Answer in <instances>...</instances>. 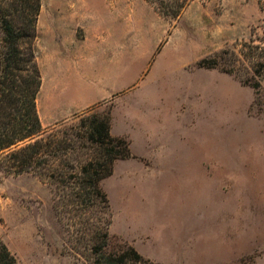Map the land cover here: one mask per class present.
I'll return each instance as SVG.
<instances>
[{"label":"rangeland","instance_id":"rangeland-1","mask_svg":"<svg viewBox=\"0 0 264 264\" xmlns=\"http://www.w3.org/2000/svg\"><path fill=\"white\" fill-rule=\"evenodd\" d=\"M40 2L38 113L41 136L58 149L35 172L0 171V241L18 264H100V253H118L123 243L142 257L124 264H264V64L257 63L264 61V0H190L168 22L144 0ZM176 25L179 34L160 53L168 37L162 31ZM84 28L91 40L107 29L117 44L94 41L85 58L69 56ZM115 53L121 60L112 71ZM202 58L218 66H198ZM83 60L92 74L80 70ZM234 64L238 74L227 70ZM66 75L86 87L113 81L119 92L59 120L63 100L50 96ZM148 82L163 89L168 137L182 143L181 154L116 159L99 182L107 208L78 176V163L98 155L85 129L92 116L109 115L120 91L134 94ZM86 102L76 95L69 103Z\"/></svg>","mask_w":264,"mask_h":264},{"label":"trees","instance_id":"trees-1","mask_svg":"<svg viewBox=\"0 0 264 264\" xmlns=\"http://www.w3.org/2000/svg\"><path fill=\"white\" fill-rule=\"evenodd\" d=\"M144 1L168 21L177 20L190 2ZM40 7V0H0V171L4 174L35 172L41 164H49L57 156L52 153V150L58 149L55 141H47L41 136L46 130L36 106L42 82L34 50ZM245 45L240 49L242 55H245ZM257 63L261 65L264 61L257 60ZM197 65L216 67L218 61L202 58ZM227 70L238 74L235 64ZM259 86V82L252 84L256 89ZM84 139L95 146L98 155L78 163V176L90 188L91 194L103 201L108 208L107 196L101 190L99 182L112 173L116 159L132 156L129 141L110 133L109 115L103 118L92 116L86 126ZM47 176L57 178L54 172ZM59 176L73 178L75 175ZM103 236L106 238L108 234L104 232ZM98 246L94 249L96 253ZM121 249L118 253L99 252L101 257L96 262L124 264L142 260L141 255L130 244L123 243ZM0 264H18L17 257L3 241H0Z\"/></svg>","mask_w":264,"mask_h":264},{"label":"crops","instance_id":"crops-1","mask_svg":"<svg viewBox=\"0 0 264 264\" xmlns=\"http://www.w3.org/2000/svg\"><path fill=\"white\" fill-rule=\"evenodd\" d=\"M158 16L161 17L159 14ZM164 20L168 22V20ZM106 31L107 29L104 32H100L98 37L91 40L89 39L88 32L84 28L82 35L80 37H76L75 45L72 47H70V45L67 46L68 55L78 58H85L87 53L91 52L94 41L99 42L101 46L111 45L113 41L115 44H117L112 32ZM164 31L167 32L168 37L162 44L161 48H159L160 53H163L166 47L172 44L173 38L179 34V27L176 25L171 30H167L166 26L162 32ZM184 39L185 38L182 40ZM180 44L181 43H178L177 41L174 43L175 51L180 50ZM120 56L121 53L119 55L115 53L109 57L111 65L113 64L111 68L112 71L116 69ZM195 59L196 58H193L190 61L188 60L184 62L183 65L189 64L190 62L192 63ZM86 62L87 61L85 60L81 61L80 70L91 73V70L89 69V66L86 65ZM95 73H99V70L95 69ZM64 77L65 79L63 80L64 82H62L63 84L60 85V88L56 89L55 94L50 96L51 100L54 98L63 100V104L57 109V118L59 120L66 119L70 115L81 111L91 104L107 100L109 97L119 92L117 91L114 93V91H116V84L113 81L106 82L102 80H95L91 83V86L86 87V84L81 77L78 78L76 75L72 77L71 75H66ZM101 85L104 87L111 86V91L106 92L102 90ZM147 85L148 86L146 87L138 86L136 91L133 89L135 91L134 94L133 91H120L123 93L114 96L109 110L110 133L113 136H122L128 138L130 151L136 157H145L150 161L155 158L168 161V159L181 154L180 146H182V143H180L179 140H171L168 137L170 133L169 118L171 113L168 104H166L165 100L162 98L164 94L162 91L163 89L153 85L149 86V82ZM76 95L83 97L84 101L88 98V102H86L85 105L83 104L78 107H73V105H71L69 102L72 100L73 96ZM65 103L67 104L65 105ZM36 106L38 111V96L36 99ZM136 142L139 143V147H142L147 152L143 153L134 149L133 144L135 145Z\"/></svg>","mask_w":264,"mask_h":264}]
</instances>
